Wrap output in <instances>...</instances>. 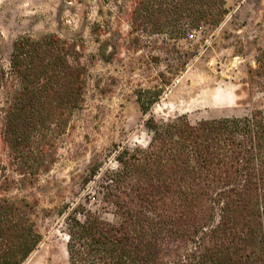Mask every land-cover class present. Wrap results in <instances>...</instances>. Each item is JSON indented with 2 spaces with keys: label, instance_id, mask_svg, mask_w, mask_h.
I'll return each mask as SVG.
<instances>
[{
  "label": "trees",
  "instance_id": "1",
  "mask_svg": "<svg viewBox=\"0 0 264 264\" xmlns=\"http://www.w3.org/2000/svg\"><path fill=\"white\" fill-rule=\"evenodd\" d=\"M115 4L127 16L134 44L143 34L174 41L219 24L227 13L225 0ZM93 25V31L101 26ZM96 40L97 55L108 59L106 42ZM255 61L251 72L264 88V48ZM88 63L76 39L54 32L19 35L7 66L0 63V140L17 174L0 160V264H22L39 243L34 205L5 193L49 169L52 159L43 155L82 106ZM163 90H146V99L145 90L136 91L143 113ZM144 124L150 133L145 147H116L114 167L90 166L88 181L99 178L111 219L80 204L61 211L68 264H264L262 111L196 122L185 115L150 117Z\"/></svg>",
  "mask_w": 264,
  "mask_h": 264
},
{
  "label": "rangeland",
  "instance_id": "2",
  "mask_svg": "<svg viewBox=\"0 0 264 264\" xmlns=\"http://www.w3.org/2000/svg\"><path fill=\"white\" fill-rule=\"evenodd\" d=\"M225 6L227 13L215 26L193 29L174 41L143 34L134 44L127 16L118 12L115 0H0L4 66L19 35L47 32L76 39L89 60L82 106L43 155L52 159L49 169L39 171L33 184L5 193L34 205L40 240L22 264H68L60 214L66 206L80 204L111 219L102 207L99 178L88 181L90 166L98 161L101 168L114 167L116 147H145L150 133L144 123L150 117L160 121L185 115L196 122L240 117L255 109L264 115L262 80L251 72L264 48V0H225ZM94 22L101 26L93 31ZM96 37L106 42L108 59L97 55ZM155 86L164 90L143 113L136 91L145 90L146 99V90ZM0 160L17 175L1 140Z\"/></svg>",
  "mask_w": 264,
  "mask_h": 264
},
{
  "label": "bare ground",
  "instance_id": "3",
  "mask_svg": "<svg viewBox=\"0 0 264 264\" xmlns=\"http://www.w3.org/2000/svg\"><path fill=\"white\" fill-rule=\"evenodd\" d=\"M219 94H221V93H219ZM221 102V101H220Z\"/></svg>",
  "mask_w": 264,
  "mask_h": 264
}]
</instances>
